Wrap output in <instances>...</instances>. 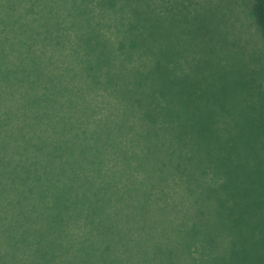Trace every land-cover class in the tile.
Wrapping results in <instances>:
<instances>
[{"label":"trees","instance_id":"1","mask_svg":"<svg viewBox=\"0 0 264 264\" xmlns=\"http://www.w3.org/2000/svg\"><path fill=\"white\" fill-rule=\"evenodd\" d=\"M253 12L264 33V0ZM0 35L148 36L117 55L0 49V264H166L151 248L168 223L194 244L214 172L181 156L179 91L150 69V0H0Z\"/></svg>","mask_w":264,"mask_h":264},{"label":"rangeland","instance_id":"2","mask_svg":"<svg viewBox=\"0 0 264 264\" xmlns=\"http://www.w3.org/2000/svg\"><path fill=\"white\" fill-rule=\"evenodd\" d=\"M253 3L150 0V69L166 73L179 91L186 130L181 156L214 172L209 197L205 191L201 201L196 242L179 249L180 228L169 223L155 238L151 254H174L166 264H264V33ZM147 38L0 35V49L60 56L92 54L89 48L99 43L96 52L117 55L135 49L131 40L143 44ZM56 66L67 69L65 60ZM155 153L150 150L151 165Z\"/></svg>","mask_w":264,"mask_h":264}]
</instances>
